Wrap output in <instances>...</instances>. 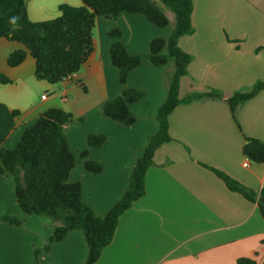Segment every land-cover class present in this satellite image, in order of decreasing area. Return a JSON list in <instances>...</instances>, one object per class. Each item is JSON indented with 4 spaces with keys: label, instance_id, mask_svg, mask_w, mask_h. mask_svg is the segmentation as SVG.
<instances>
[{
    "label": "crops",
    "instance_id": "obj_1",
    "mask_svg": "<svg viewBox=\"0 0 264 264\" xmlns=\"http://www.w3.org/2000/svg\"><path fill=\"white\" fill-rule=\"evenodd\" d=\"M46 2L57 7L64 2L82 4L81 0H29L31 21L45 19ZM193 3L194 33L179 40L180 48L193 57L180 83V98L211 90L229 98L264 82V0ZM113 30L122 36L110 37ZM167 34L140 14L100 16L93 53L78 73L56 85L35 78L36 62L29 52L22 64L10 67V54L25 47L0 39V71L13 81L0 84V151L14 150L45 111L71 113L65 136L78 161L69 182L81 183L84 202L105 217L129 189L137 160L159 131L157 112L167 100L174 66H154L147 56L152 41ZM117 41L130 55L144 57L126 85L120 83L110 56ZM126 87L143 94L130 105L136 117L131 126L102 112L103 104L120 97ZM235 115L237 122L226 101L219 99L195 100L172 112L173 141L156 151L154 166L146 174V195L121 216L113 242L96 264H237L241 258L264 262V219L258 205L228 190L202 166L223 171L257 192L264 189V164L243 165L248 161L243 155L245 137L264 142V91L241 105ZM91 135L104 136V144L89 147ZM85 151L88 155L83 159L80 155ZM86 161L102 165V172L86 171ZM56 226L46 216L24 213L14 177L0 174V264H85L89 247L83 231L73 230L62 241L51 242Z\"/></svg>",
    "mask_w": 264,
    "mask_h": 264
},
{
    "label": "trees",
    "instance_id": "obj_2",
    "mask_svg": "<svg viewBox=\"0 0 264 264\" xmlns=\"http://www.w3.org/2000/svg\"><path fill=\"white\" fill-rule=\"evenodd\" d=\"M28 1L0 0V39L18 42L26 49L10 54V67L22 64L29 52L36 62L35 78L51 85L59 84L66 77L78 73L87 62L94 51V31L98 17L140 14L159 28L170 25L166 9L175 17V25L169 35L153 40L147 56L154 66L174 65V72L168 77L167 100L157 112L159 131L149 140L143 155L137 160L129 189L105 217L96 215L84 202L81 183L69 182V176L78 161L65 136V127L73 120L71 113L63 109L45 111L35 125L25 131L14 150L0 151V174L8 173L14 177L16 198L22 211L28 215L46 216L57 224L51 242L62 241L73 230L83 231L89 247V257L85 264H96L104 249L113 242L121 216L146 195V174L154 166V155L163 144L173 141L169 124L172 112L178 106L195 100L219 99L226 101L237 122V109L264 91V82L256 83L248 91L236 92L229 98H224L217 90L180 98V83L188 75L193 57L180 48L179 40L194 33L193 0H81L82 4L78 7L60 4L58 18L40 22L30 20ZM11 18H16V23H11ZM109 36L120 38L122 33L113 30ZM164 50L168 53L164 54ZM110 56L113 65L119 70L122 85H126L131 71L144 59L143 56L130 55L121 41L112 45ZM12 83L0 71V84ZM142 97L141 92L126 87L120 97L103 104L102 112L115 122L131 126L136 122V117L130 111V105ZM104 142V136L88 137L89 147H100ZM87 155L88 151H85L80 156L84 159ZM243 155L251 163L264 164V142L245 137ZM202 166L214 173L228 190L257 204L264 219V204L260 201L264 197V189L257 192L223 171L204 164ZM85 169L99 174L103 166L94 161H86ZM4 221L16 225L21 223L12 218H4ZM49 249L48 245L44 250ZM237 264L257 263L250 258H241Z\"/></svg>",
    "mask_w": 264,
    "mask_h": 264
},
{
    "label": "rangeland",
    "instance_id": "obj_3",
    "mask_svg": "<svg viewBox=\"0 0 264 264\" xmlns=\"http://www.w3.org/2000/svg\"><path fill=\"white\" fill-rule=\"evenodd\" d=\"M48 3V2H46ZM66 3V2H64ZM68 4V3H67ZM71 5V4H70ZM48 6H49V9L47 10L46 14L43 16L45 19L44 20H41V21H46V20H52V19H56L60 16V13L58 11V7L55 6L54 4L52 3H48ZM73 6V5H72ZM77 7V6H75ZM166 13H167V16L169 18V20L171 21L170 25L166 28H162V30L164 31H167L168 34L167 36L169 35L171 29L174 27L175 25V17L174 15L168 10L166 9ZM166 36V37H167ZM173 64V63H172ZM174 66V65H173Z\"/></svg>",
    "mask_w": 264,
    "mask_h": 264
},
{
    "label": "built area",
    "instance_id": "obj_4",
    "mask_svg": "<svg viewBox=\"0 0 264 264\" xmlns=\"http://www.w3.org/2000/svg\"><path fill=\"white\" fill-rule=\"evenodd\" d=\"M73 75H74V74H73ZM73 75H70V76L66 77L65 79L71 78ZM65 79H64V80H65ZM47 96H48L47 94L43 95V96H42V99L45 100V99L47 98ZM243 165H244V167H248V165H249V161L244 162Z\"/></svg>",
    "mask_w": 264,
    "mask_h": 264
},
{
    "label": "clouds",
    "instance_id": "obj_5",
    "mask_svg": "<svg viewBox=\"0 0 264 264\" xmlns=\"http://www.w3.org/2000/svg\"><path fill=\"white\" fill-rule=\"evenodd\" d=\"M10 22L13 24L16 23V18H11Z\"/></svg>",
    "mask_w": 264,
    "mask_h": 264
},
{
    "label": "water",
    "instance_id": "obj_6",
    "mask_svg": "<svg viewBox=\"0 0 264 264\" xmlns=\"http://www.w3.org/2000/svg\"><path fill=\"white\" fill-rule=\"evenodd\" d=\"M260 201H261V203L264 204V197H262Z\"/></svg>",
    "mask_w": 264,
    "mask_h": 264
}]
</instances>
